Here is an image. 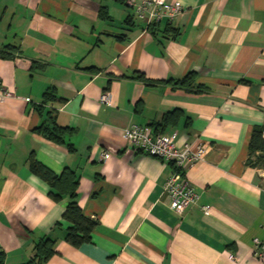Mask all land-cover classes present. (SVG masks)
<instances>
[{
    "label": "crops",
    "instance_id": "1",
    "mask_svg": "<svg viewBox=\"0 0 264 264\" xmlns=\"http://www.w3.org/2000/svg\"><path fill=\"white\" fill-rule=\"evenodd\" d=\"M129 1L140 0H0V47H15L0 57L15 93L0 102L3 264L26 261L43 236L55 241L46 264H264L252 255L264 240V155L248 154L264 125V0H171L175 18L148 28ZM190 71L191 90L166 81ZM48 111L73 151L34 130ZM170 112L175 122L158 125ZM131 124L210 146L186 170L199 199L181 214L163 188L171 164L131 151ZM31 157L75 172L78 205L97 221L88 241L65 240L69 196H49Z\"/></svg>",
    "mask_w": 264,
    "mask_h": 264
},
{
    "label": "built area",
    "instance_id": "2",
    "mask_svg": "<svg viewBox=\"0 0 264 264\" xmlns=\"http://www.w3.org/2000/svg\"><path fill=\"white\" fill-rule=\"evenodd\" d=\"M136 13V19L144 22L145 27L158 23L165 18L171 22L180 10V3L171 0H140L129 1ZM13 90L0 81V102L9 97H14ZM29 101V97L24 98ZM99 100L105 104H111V96L103 92ZM122 137L131 151L141 152L157 157L171 164L172 171L164 183V192L168 198L169 207L177 214H181L186 208L195 204L199 199V193L186 179V170L192 165L205 160L209 145L202 142H185L178 146L175 142L176 134L169 135L156 132L149 125L131 124L122 131ZM101 156L105 158L107 152L103 151ZM208 211L207 205L202 206ZM252 255L264 260V240L253 239ZM230 258H234L230 255Z\"/></svg>",
    "mask_w": 264,
    "mask_h": 264
},
{
    "label": "trees",
    "instance_id": "3",
    "mask_svg": "<svg viewBox=\"0 0 264 264\" xmlns=\"http://www.w3.org/2000/svg\"><path fill=\"white\" fill-rule=\"evenodd\" d=\"M14 48L15 47L9 44L1 46L0 57L3 59H12L14 57ZM136 77L146 80L143 73H137ZM195 77V72L190 71L181 78L174 80L168 79L166 81L172 80L175 85L191 90ZM196 87L203 88L202 85H197ZM53 98V89H47L43 94V102L46 103ZM173 112L166 114L158 125H166L170 122H175L176 117L173 119ZM34 130L56 143L65 144L70 151L74 150L73 145L67 140V135L70 134L71 129L59 125L56 122L55 115H53L51 111L46 113L45 120L36 126ZM256 152H258L260 156L264 155V125H254L250 135L248 154L250 156ZM29 165L34 173L47 181L50 186L49 196L51 198L59 200L64 194L69 196V201L62 213V219L67 224L65 240L75 246L83 241H88L92 231L95 229L97 221L90 216H86L78 205L76 194L78 177L75 172L65 167L59 174H55L33 157L30 158ZM58 225L61 224L58 223ZM54 245L55 241L50 237H41L34 243L30 257L20 264H46L47 259L55 253ZM4 258V252L0 249V264H3Z\"/></svg>",
    "mask_w": 264,
    "mask_h": 264
}]
</instances>
